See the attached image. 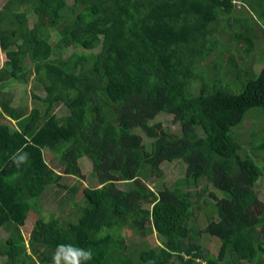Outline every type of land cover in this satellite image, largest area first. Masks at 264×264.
<instances>
[{"label":"trees","instance_id":"obj_1","mask_svg":"<svg viewBox=\"0 0 264 264\" xmlns=\"http://www.w3.org/2000/svg\"><path fill=\"white\" fill-rule=\"evenodd\" d=\"M2 14L5 264H49L56 255L66 264L72 255L79 264H264V239L251 233L246 211L264 178V144L242 156L235 137L251 110L264 112V67L256 74L246 64L259 29L264 35V0H5ZM43 15L49 23L38 22ZM58 20L64 27L53 40L51 23ZM226 40L232 51L247 44L248 55L239 64L232 52L216 75L210 58ZM233 78L241 81L239 93L228 85ZM17 90L24 95L15 106ZM163 122L159 137L145 143L142 130ZM50 158L62 173L52 187L43 175ZM71 161L92 164L87 180L72 176ZM175 165L170 180L156 184L150 209L129 202L136 179ZM49 190L62 212L44 217ZM70 207L72 218L63 219ZM202 212L207 225L199 236L220 241L217 255L190 238ZM32 213L37 220L26 240L21 229ZM149 222L153 247L144 239ZM127 225L142 242L128 243L122 235ZM142 244L135 256L130 249Z\"/></svg>","mask_w":264,"mask_h":264},{"label":"rangeland","instance_id":"obj_2","mask_svg":"<svg viewBox=\"0 0 264 264\" xmlns=\"http://www.w3.org/2000/svg\"><path fill=\"white\" fill-rule=\"evenodd\" d=\"M4 2L5 0H0V12H1V6L3 5ZM236 4H240V3L237 2ZM236 6H240V5H236ZM6 17H7L6 14L0 15V21L6 19ZM47 18L48 17H46V15H43L38 20V22L40 24L49 23V20ZM30 25L32 26V21H30ZM51 25H52L51 34L53 40H58L60 37V32L64 27V23L58 20L56 23H51ZM79 33L80 31L76 30L75 32H73L72 37H74ZM258 34H259L258 40L254 41L256 43V47L255 49H253V52L250 56L248 55L249 48L247 47V44L240 43L236 47H234V50L232 51V44L227 43V40L223 41L219 45V48L217 49L213 57L210 58V60H212V72L216 75L220 74L222 68L224 67V65L228 60L229 55L233 52L236 55L239 64L243 62L242 54L248 55L247 56L248 62H246L247 67L248 66L254 67L253 69L256 72V74H259L262 68L264 67V35L262 34L260 29ZM242 40H246V39L242 38ZM24 48L25 49L27 48L26 43L24 44ZM6 61L7 60L5 55L0 51V66L3 67ZM241 81H246L245 76L242 78ZM241 81H237L235 78H233L231 82L228 80V85L233 92L239 93L243 89ZM21 95H22L21 90H17V95L15 96L17 102L14 103L15 106L21 105L20 102ZM57 111H58L57 113L60 115L65 113V110H63V108ZM0 121H2V119ZM165 125L166 123L164 122L162 124L156 123L154 124L153 127L143 129L142 136L144 142L148 144L154 142L159 137L160 131ZM235 133H236L235 137L237 138L238 142L241 144L242 147L240 154L244 156L243 154L245 152H248V154L252 156L250 150H252L253 152H257L258 150H256V148H259L260 143L264 144V112L259 109L251 110L246 115L243 124H241L239 128L235 130ZM113 154L114 151L111 150L104 157L103 164L106 169H109V164L112 160ZM49 160H50L49 162L51 165V169L44 172L43 175L46 179V182L50 184L49 187H52L53 182L57 180L56 176H59L62 173H59L60 171L54 167L52 163L54 159L50 158ZM230 164H232V162L229 160L224 164H222L221 166H228ZM68 167L71 170L72 176L82 181L87 180L89 173L92 171V164L89 161H84V162L71 161L68 164ZM175 168L176 165L162 168L161 170H155L152 172V175L149 178V180H145L143 178L136 179L135 185L131 190V193L128 198L129 202H131L134 205L150 209L153 203L156 202L158 199V190L156 188V184L159 183L160 180L163 178L166 180L168 179L170 180V177L172 176L171 171L174 170ZM190 171L191 170H188V172ZM116 174L122 179L120 183H123L124 177L119 172H116ZM228 176L229 177L233 176V178H235L233 171L232 172L228 171ZM108 186H116V184H109ZM119 186L121 189H125L124 184L123 185L120 184ZM176 193H178V195L182 197L184 194H187V191H176ZM253 196H255V199L253 200V202L249 201L250 203L246 209L247 216L251 220V224H252L251 233L255 236V238L258 241H262L264 239V178L260 180L259 185L255 189V193ZM80 197L81 195H79L78 200L81 199ZM59 209H60V200L55 198L53 191L49 190L47 198L43 201V216L49 217L48 215L51 212H55L59 214L60 211ZM74 210L75 209L72 207L67 208L63 215V219L72 218ZM60 212H62V210ZM229 219L230 217L228 216L224 220L230 222ZM36 220H37V216L32 213L28 219L27 225L21 229V232L26 240H29L30 234L32 232ZM151 224H152L151 222L148 223L147 226H148L149 235H147L146 238H144L147 240L149 247H153L157 244L156 233H154L153 230H150ZM206 225H207V220L205 214L203 212L197 213L194 219L193 228L190 231V238L192 239L199 238L203 249L206 250V253H209L210 255L212 254L217 255L220 247V241L217 238L210 237L205 233H202L199 236L200 232L206 227ZM3 235L4 233L0 232V238ZM122 235L129 239L128 241L129 244L133 242H142V238H143L140 236V233L136 232L130 225H127L124 228ZM143 245L144 244H142L140 248L136 247V248H131L130 250L134 253L135 256H138L140 252L143 251V249H145ZM6 259H7L6 257L0 258V264H5ZM48 262L49 264H66L65 259L57 255L55 262H54V257L50 258ZM14 264H18V262H15ZM42 264H47V263L43 262Z\"/></svg>","mask_w":264,"mask_h":264},{"label":"clouds","instance_id":"obj_3","mask_svg":"<svg viewBox=\"0 0 264 264\" xmlns=\"http://www.w3.org/2000/svg\"><path fill=\"white\" fill-rule=\"evenodd\" d=\"M14 163H16L17 167H19V164L16 161H14ZM54 262H55V256H54ZM71 264H79V260L75 255H72L71 257Z\"/></svg>","mask_w":264,"mask_h":264},{"label":"crops","instance_id":"obj_4","mask_svg":"<svg viewBox=\"0 0 264 264\" xmlns=\"http://www.w3.org/2000/svg\"><path fill=\"white\" fill-rule=\"evenodd\" d=\"M1 51V50H0ZM6 64H7V61L5 62V65L4 66H6ZM17 101L15 100V103H16ZM1 111H0V117H1ZM1 120V119H0ZM3 120V119H2Z\"/></svg>","mask_w":264,"mask_h":264}]
</instances>
